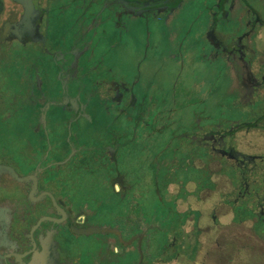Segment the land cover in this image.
Wrapping results in <instances>:
<instances>
[{
	"label": "flooded vegetation",
	"instance_id": "obj_1",
	"mask_svg": "<svg viewBox=\"0 0 264 264\" xmlns=\"http://www.w3.org/2000/svg\"><path fill=\"white\" fill-rule=\"evenodd\" d=\"M223 230L264 264V0H0V264H222Z\"/></svg>",
	"mask_w": 264,
	"mask_h": 264
},
{
	"label": "rangeland",
	"instance_id": "obj_2",
	"mask_svg": "<svg viewBox=\"0 0 264 264\" xmlns=\"http://www.w3.org/2000/svg\"><path fill=\"white\" fill-rule=\"evenodd\" d=\"M214 81L212 77L207 78V86L208 84ZM252 144L247 145L248 142L245 143H239L240 147L246 148H256V143L254 141H251ZM102 194V192H100ZM147 201H150L149 199ZM146 217L148 218V222L152 220V222L158 224L161 228H168L170 226L171 221L163 217V212L159 208H150V202H148V209L146 211ZM152 217V218H151ZM240 230L246 231V226L243 225V227H239ZM233 238L229 237L228 231L223 230L221 233V238L218 241L220 247L222 248V255H225L228 262L223 260L222 264H252L249 255L245 248H242L239 246V243H236ZM241 245V244H240ZM221 255V256H222ZM217 258V256H214ZM221 259V258H220ZM208 264H213L212 262H209Z\"/></svg>",
	"mask_w": 264,
	"mask_h": 264
}]
</instances>
